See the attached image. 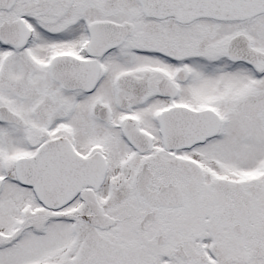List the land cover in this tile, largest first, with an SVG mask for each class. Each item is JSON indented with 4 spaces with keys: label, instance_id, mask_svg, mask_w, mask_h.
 Listing matches in <instances>:
<instances>
[{
    "label": "snow or ice",
    "instance_id": "snow-or-ice-1",
    "mask_svg": "<svg viewBox=\"0 0 264 264\" xmlns=\"http://www.w3.org/2000/svg\"><path fill=\"white\" fill-rule=\"evenodd\" d=\"M0 264H264V0H0Z\"/></svg>",
    "mask_w": 264,
    "mask_h": 264
}]
</instances>
